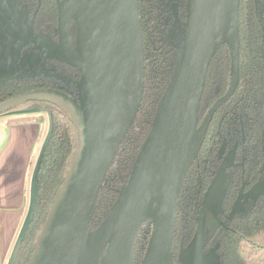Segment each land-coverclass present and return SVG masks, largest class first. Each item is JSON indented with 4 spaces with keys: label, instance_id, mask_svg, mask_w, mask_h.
I'll use <instances>...</instances> for the list:
<instances>
[{
    "label": "water",
    "instance_id": "obj_1",
    "mask_svg": "<svg viewBox=\"0 0 264 264\" xmlns=\"http://www.w3.org/2000/svg\"><path fill=\"white\" fill-rule=\"evenodd\" d=\"M240 1L187 0L186 18L181 20L183 42L150 130L127 182L93 228L101 188L144 98L145 51L139 0H56L59 42L46 43V49L49 56L76 69L80 81L74 90L37 88L0 102V115L28 101L59 104L70 112L79 134L76 156L29 264H135L136 240L147 222L152 223V232L139 264H201L205 214L220 208L226 186L220 187L215 180L207 190L194 237L176 262L173 243L178 206L187 173L200 152L214 112L239 85ZM174 14L176 25L180 18L176 10ZM72 23L76 27L75 43ZM224 44L231 54L230 87L198 126L208 70ZM9 73L3 70L0 76L9 77ZM38 167L39 161L29 211L10 264L33 213ZM263 195L264 179L238 200H256Z\"/></svg>",
    "mask_w": 264,
    "mask_h": 264
},
{
    "label": "trees",
    "instance_id": "obj_2",
    "mask_svg": "<svg viewBox=\"0 0 264 264\" xmlns=\"http://www.w3.org/2000/svg\"><path fill=\"white\" fill-rule=\"evenodd\" d=\"M139 7L145 51L144 98L136 121L124 138L101 188L93 222L97 221V215L101 218L108 213L118 191L127 182L134 159L150 130L156 108L165 92L175 62L172 44L163 33L157 1L139 0ZM72 28L75 30V23H72ZM240 35L241 32L238 30L240 66L254 65L253 53L248 52L251 47L242 46ZM244 57L246 60L243 59ZM215 64L220 66L219 73L215 71ZM230 67V51L224 44L211 63L206 87L209 86L215 73L222 76V81L228 84ZM244 71L247 70L241 68V82L245 81ZM260 71L261 68L258 69V72ZM37 88L62 89L39 81L13 83L0 89V102ZM28 111L47 112L50 128L39 160L35 206L12 264H29L43 226L65 183L79 146L75 121L66 108L47 101H28L6 113ZM210 136L209 132L201 153L213 143V138ZM198 172L194 162L188 171L180 196L173 243V257L176 262L180 261L182 248L188 246L196 231L202 194L207 185L204 179L201 181ZM229 200L222 214L206 212L205 247L215 251L220 264H264V202L247 214L228 216L233 198ZM146 225L149 228H141L136 240L134 251L136 262H140V258L144 256L150 237L152 223L147 222L142 227Z\"/></svg>",
    "mask_w": 264,
    "mask_h": 264
},
{
    "label": "flooded vegetation",
    "instance_id": "obj_3",
    "mask_svg": "<svg viewBox=\"0 0 264 264\" xmlns=\"http://www.w3.org/2000/svg\"><path fill=\"white\" fill-rule=\"evenodd\" d=\"M156 1L163 33L168 35L167 31L172 25L175 28L181 25L184 30L182 22L186 18L187 0ZM175 10L180 18L176 25ZM239 30L242 46L251 47L248 52L253 53L254 65L240 66L238 87L216 109L208 127L207 134L210 132L213 143L202 153L200 149L194 161L199 178L207 184L201 205L215 180L220 187L226 186L220 208L208 211L215 215L222 214L232 198L228 216L247 214L264 202V195L256 200H245L243 197L238 200L240 195L264 179V0L240 1ZM71 35L75 43L76 28L71 29ZM50 41L59 42L56 0H0V73L3 70L9 73L10 70L9 74H12L4 78L0 76V89L13 83L28 81L46 82L53 87L68 89L55 84L53 79L61 74V81L73 84L76 78H80L76 69L48 55L46 43ZM243 59L246 60L245 57ZM214 68L217 73L220 72L219 65L215 64ZM241 68L247 70L243 73V82ZM260 68L262 71L258 72ZM217 73L212 75L209 86L205 85L198 126L214 104L229 90L231 67L228 84ZM204 230L205 242L207 231ZM204 242L201 258L213 253L218 259L215 251L206 248ZM204 264H209L208 260Z\"/></svg>",
    "mask_w": 264,
    "mask_h": 264
},
{
    "label": "crops",
    "instance_id": "obj_4",
    "mask_svg": "<svg viewBox=\"0 0 264 264\" xmlns=\"http://www.w3.org/2000/svg\"><path fill=\"white\" fill-rule=\"evenodd\" d=\"M49 128L45 111L0 116V264H10L27 217L32 181Z\"/></svg>",
    "mask_w": 264,
    "mask_h": 264
},
{
    "label": "rangeland",
    "instance_id": "obj_5",
    "mask_svg": "<svg viewBox=\"0 0 264 264\" xmlns=\"http://www.w3.org/2000/svg\"><path fill=\"white\" fill-rule=\"evenodd\" d=\"M168 33V35H166L167 36V38H168V40H169V42H170V44H172V49H173V51H174V53H175V56L177 55V53L179 52V49H180V47H181V45H182V42H183V37H184V30H183V27L181 26V25H179L178 26V28H175V27H173V25H172V28L170 29V30H168L167 31ZM61 74L58 76V78H54L53 79V82L55 83V84H57V85H59V86H63V87H67V88H69V89H71V90H74L75 89V83L76 82H79L80 81V78L78 77V78H76L73 82V84L72 83H66V82H63V81H61L59 78H61ZM63 78H65V77H63ZM77 84V83H76ZM77 86V85H76ZM104 216H105V214H104ZM104 216L103 217H101V218H99L100 216H96L98 219H97V221L96 222H93V228H95L101 221H102V219L104 218ZM143 228H146V229H148L149 227H148V225H146V226H144V227H142V229ZM151 232H152V229H151ZM151 232H150V236H151ZM149 239H150V237H149ZM148 242H149V240H148ZM147 248V247H146ZM184 250H185V248H182V253L184 252ZM146 251V250H145ZM145 254V253H144ZM143 257L144 256H142V258H140V260H142L143 259ZM137 260V259H136ZM206 260H208V262H209V264H220V262H219V260L217 259V257L212 253V254H209L208 253V255H204V257L202 258V260H201V264H204V262L206 261ZM135 261V260H134ZM141 262V261H140ZM140 262H136L135 261V264H139Z\"/></svg>",
    "mask_w": 264,
    "mask_h": 264
}]
</instances>
